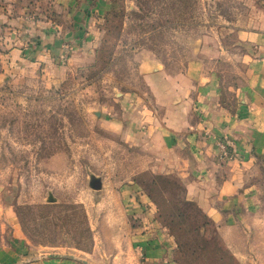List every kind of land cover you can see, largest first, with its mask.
Returning a JSON list of instances; mask_svg holds the SVG:
<instances>
[{
    "label": "rangeland",
    "instance_id": "1",
    "mask_svg": "<svg viewBox=\"0 0 264 264\" xmlns=\"http://www.w3.org/2000/svg\"><path fill=\"white\" fill-rule=\"evenodd\" d=\"M245 29L264 32V0H0V201L13 209L21 259L138 264L127 239L140 217L122 205L136 185L171 264H264V170L249 178L261 208L224 228L178 177L145 170L150 159L104 120L116 94L146 91L149 71L179 74L196 43L220 59L231 90L253 50L237 44ZM5 235L0 225L3 251Z\"/></svg>",
    "mask_w": 264,
    "mask_h": 264
},
{
    "label": "crops",
    "instance_id": "2",
    "mask_svg": "<svg viewBox=\"0 0 264 264\" xmlns=\"http://www.w3.org/2000/svg\"><path fill=\"white\" fill-rule=\"evenodd\" d=\"M236 39L241 48L250 44L253 50L242 54L244 74L231 90L215 69L220 59L196 43L194 56L179 74L168 75L163 68L149 71L144 77L146 91L116 94V107L104 117L120 142L150 159L145 170L178 177L186 198L206 219L224 228L261 208L249 178L264 170V32L238 30ZM218 143L227 145L226 159L221 158ZM138 190L136 185L125 188L128 195L122 204L140 217L127 239L128 251L133 249L138 264H171L170 240L155 231L153 205L146 196L132 195ZM0 225L8 234L0 264L24 261L17 250L20 237L13 209L2 201ZM26 264L79 263L46 259Z\"/></svg>",
    "mask_w": 264,
    "mask_h": 264
},
{
    "label": "water",
    "instance_id": "3",
    "mask_svg": "<svg viewBox=\"0 0 264 264\" xmlns=\"http://www.w3.org/2000/svg\"><path fill=\"white\" fill-rule=\"evenodd\" d=\"M88 186L92 190H98L101 188V180L96 177H90ZM46 259L69 260V261L77 262L79 264H88L86 261L78 257H75L73 255H65V254H49V255H46ZM26 263H27V260H24L17 264H26Z\"/></svg>",
    "mask_w": 264,
    "mask_h": 264
},
{
    "label": "built area",
    "instance_id": "4",
    "mask_svg": "<svg viewBox=\"0 0 264 264\" xmlns=\"http://www.w3.org/2000/svg\"><path fill=\"white\" fill-rule=\"evenodd\" d=\"M217 145H218V148L220 150L221 158L226 159L229 155L227 145L224 143H218Z\"/></svg>",
    "mask_w": 264,
    "mask_h": 264
}]
</instances>
